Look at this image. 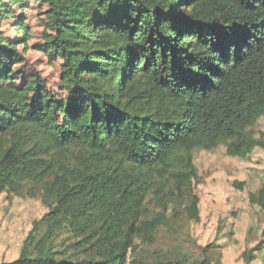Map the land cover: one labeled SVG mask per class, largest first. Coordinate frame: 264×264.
<instances>
[{
  "label": "trees",
  "instance_id": "1",
  "mask_svg": "<svg viewBox=\"0 0 264 264\" xmlns=\"http://www.w3.org/2000/svg\"><path fill=\"white\" fill-rule=\"evenodd\" d=\"M39 1L69 99L37 73L22 104L9 76L24 56L0 36V193L47 208L0 264H219L213 243L150 256L136 240L155 243L169 205L198 220L192 150L264 149V0ZM248 200L264 216V181ZM262 221L246 264H264Z\"/></svg>",
  "mask_w": 264,
  "mask_h": 264
},
{
  "label": "rangeland",
  "instance_id": "2",
  "mask_svg": "<svg viewBox=\"0 0 264 264\" xmlns=\"http://www.w3.org/2000/svg\"><path fill=\"white\" fill-rule=\"evenodd\" d=\"M46 6L39 0H0V36L16 45L24 56L9 76L19 88L20 100L26 103L39 74L55 99L66 103L68 96L60 87L61 60L45 47L53 31L45 16ZM256 130L264 132V118ZM9 139L5 140V146ZM21 152L20 146L16 147ZM196 178L193 189L198 197V220L173 219L172 206L165 211L169 225L154 234L155 243L137 239L140 251L148 255L173 256L183 249L200 257V248L213 243L210 258L219 264H246L242 253L258 240L264 216L251 205L248 194L264 181V149L256 147L246 158L231 157L224 146L206 151L192 150ZM241 182L242 187L235 183ZM148 205V212L160 210L161 204ZM47 211L39 196L0 193V262L11 261L18 255L21 241L31 229L32 222ZM177 250V251H176ZM247 264H261L260 254ZM153 259V258H152Z\"/></svg>",
  "mask_w": 264,
  "mask_h": 264
},
{
  "label": "built area",
  "instance_id": "3",
  "mask_svg": "<svg viewBox=\"0 0 264 264\" xmlns=\"http://www.w3.org/2000/svg\"><path fill=\"white\" fill-rule=\"evenodd\" d=\"M125 264H128V259H127V261H126V263Z\"/></svg>",
  "mask_w": 264,
  "mask_h": 264
}]
</instances>
